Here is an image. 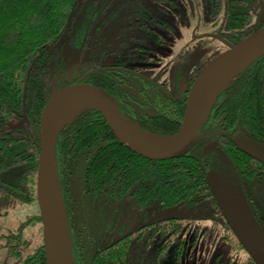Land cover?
I'll use <instances>...</instances> for the list:
<instances>
[{"label":"trees","instance_id":"1","mask_svg":"<svg viewBox=\"0 0 264 264\" xmlns=\"http://www.w3.org/2000/svg\"><path fill=\"white\" fill-rule=\"evenodd\" d=\"M96 2L0 0V202L3 207L12 201L38 204L41 114L57 89L79 82L76 75L83 74L80 67V72L70 79L65 71L64 47L67 41H72V35L80 41L87 28L95 25ZM261 11H264V0H210L208 14L214 23L220 20L230 31L228 37L238 35L234 40L236 44L256 28L264 27V20L258 19L257 23ZM83 13L86 21L80 25ZM88 22H91L89 26ZM143 48L144 44L137 45L128 49V53L138 56ZM156 53L153 48L152 56ZM149 55L151 53L143 54L142 64L154 61ZM96 62L93 57L86 61L85 68L90 72L83 74L82 81L106 89L116 99L126 119H136L144 130L158 135H172L179 130L185 112L184 99L170 100L157 88L143 85L137 77L131 85L134 74L130 72H123L126 79L117 85V91L111 81L100 77ZM150 105L154 113L151 116L146 112ZM200 131L205 137H216L218 131L224 132L219 140L225 154L212 150L203 152L195 146V140L190 151L181 157L146 159L123 144L102 113L92 107L82 110L57 133L58 169L69 215V205L72 204L74 214H80V200L83 202L88 196L97 203L113 204L120 200L122 204L148 206L162 210L164 215L189 212V218H154L149 224V243L145 244L140 238L133 243L128 237L114 246L120 251L109 252L111 258L103 260L102 264H116V255L124 264L129 261V248L145 245L153 251L156 249L151 264H165L166 257L173 253L164 249L177 246L176 237L172 238L175 232L210 230L211 227L202 226L201 221H217L211 212V206L216 203L209 179L211 171L221 179L224 176L237 180L239 175H233H243L251 186L257 179L255 185L264 187V172L261 181L258 179L261 174L256 170L259 164L264 171V164L239 150L227 136L264 150V54L236 75L220 93ZM232 194L246 201L245 192ZM259 196L256 204H252V212L264 231V193ZM75 220L81 229L83 222L86 225L84 218ZM29 221L39 222L43 229L39 209ZM22 234L23 226L4 236L3 245L8 254L19 259L18 264H46L43 242L24 252L28 240ZM231 264L256 263L248 254L246 261Z\"/></svg>","mask_w":264,"mask_h":264},{"label":"flooded vegetation","instance_id":"2","mask_svg":"<svg viewBox=\"0 0 264 264\" xmlns=\"http://www.w3.org/2000/svg\"><path fill=\"white\" fill-rule=\"evenodd\" d=\"M116 1L117 0L97 1L95 9L97 14L96 24L92 28L90 27V29L87 28L88 31L85 33L84 37H81L80 41L79 37L75 38V36L72 35L70 37L72 41H67V43H65V71L68 76L70 79H73L80 67H83L82 72L84 75L90 72V70L85 68V63L93 57V61L95 59L97 60V69L100 72V77L105 81H111L113 89L117 90V85H119L122 80L125 81L126 76L123 72H130L134 74L131 78V81H133L131 85H134L135 81L133 79L137 77L143 85L149 88H157L160 93L170 98V100L176 101L178 98L184 99L186 109L188 92L202 68L199 67L197 71H194L195 74L191 77L187 89L185 91L180 90L178 94L173 93L171 88L173 85L169 86L168 82L162 79V76L170 69V67H173L175 71H177V69L181 71L183 66L189 61L192 51L191 48L182 47L178 50L176 55L169 59L168 53L171 49L169 48L168 38H170L173 33L171 25L167 21V15L169 14V6L174 4V2L171 0V2L167 1L163 4V2H154L152 0V5H148V3L144 2V0H127V2L119 8L115 7L110 9V6L115 4ZM127 5H131V9H124L123 6ZM121 11L125 12L121 13ZM263 12L264 11H261L259 15ZM120 16L124 22L120 26L118 33L115 34L114 38H111L110 41L101 38L99 34L102 26L105 23H109L110 20H115ZM258 19L259 18H257V23ZM259 20L261 21V19ZM85 21L86 14L83 13V17L80 18V25L84 24ZM90 23L91 22H88L87 26H89ZM220 35L222 36L221 40L226 45V48L234 45V40L236 39V36H238L237 34H233L230 38L228 37V34ZM195 36L197 37L198 35L195 34ZM159 42H161V44H159ZM143 44L145 45V48L138 51V56L128 53V49L135 48L137 45ZM153 48L157 51V53L152 56ZM94 52H97L95 56L93 55ZM146 53H151V56L149 55L148 58L152 57L151 59L154 61L151 60L142 64L143 54ZM159 67H162L164 73L162 72V69L161 72H159ZM83 74L80 75L77 73L76 76H78L77 80H79V82H85L82 81L84 76ZM121 100L124 103V100ZM151 106L152 105L146 108V112L150 116L154 114ZM130 121L138 127H141L138 120L132 119ZM199 133L200 136L196 139L195 146L199 147L201 151L210 152L211 150H205L204 148L210 142L215 140L218 141L217 147L220 149L223 148L220 145L221 142L219 139L223 136L224 132L218 131L216 137H205L201 131ZM227 136L230 139L233 138L232 136ZM211 152L218 151L215 148L212 149ZM256 170L258 171V175L264 172L263 167L259 164H256ZM237 175H239L237 180L233 177L228 178L223 176V179L226 182L225 185L231 193L241 192L244 194L245 192V198L247 197L246 201L252 211V204H256L257 199L260 197L259 195L264 193V187L262 186L261 188L255 185L257 179L252 181L253 185L251 186L243 179V175L236 174L233 176ZM262 176L263 175L261 174L258 179L260 177L262 178ZM261 178L260 180L262 181L263 179ZM243 185L244 189L242 188ZM2 203L3 202H0V207L2 206ZM69 207L71 212L70 215L68 212V206L67 212L73 235L72 253L76 264H96L99 260H101L100 263L102 264L103 260L111 258V253L109 252L113 251V253H117L120 251L118 247L114 246L128 237L133 239V243H136L139 238L140 240H144L145 244L149 243V238L151 236V226L149 224L154 218H189L188 211L178 214L173 212L172 215H164L162 210H155L148 206L142 207L133 203L122 204V201L120 200L113 204H109L106 201L97 203L93 197L89 196L86 197L83 202L80 200V214H74L72 204H70ZM211 212L214 213L216 218H220L222 225L224 226V230L219 232L221 238L228 244L233 243L232 239L235 238L238 242L239 252L237 248L234 249L232 246L230 249L231 253H227L226 256H223L222 253H217L210 258L209 262L207 261V257L205 260L200 261V259L196 256V252H194L196 244L204 236H206V234H210L216 230L210 229L208 231L202 230L199 232L191 230L180 231L175 232L172 235V238L176 237L175 242L177 246L166 247L164 249V251L173 253V256L166 257L167 260L165 264H197L198 261H200V263L207 261L208 264H231L232 261L233 263H238L247 260V256L244 258L240 253L244 252V250L247 254L249 253L242 246L226 222L217 205V202L214 206H211ZM254 213L255 212H253V214ZM75 218H84L86 225H84L83 222V228L81 229L78 227ZM225 224H227L228 227H226ZM207 225L208 224H202L204 227ZM132 228L136 229L130 235L118 240ZM166 237L168 238L169 235L167 234ZM116 240L118 241L115 242ZM155 250L153 251L147 245L129 248L128 251L130 252V255L127 257L129 261L124 264H151ZM115 260L116 264H121L118 255L115 256Z\"/></svg>","mask_w":264,"mask_h":264},{"label":"water","instance_id":"3","mask_svg":"<svg viewBox=\"0 0 264 264\" xmlns=\"http://www.w3.org/2000/svg\"><path fill=\"white\" fill-rule=\"evenodd\" d=\"M206 35L222 39L220 34L210 33ZM250 53H255L254 57L228 79L222 89L215 95L207 116L202 119L200 103L210 86L229 65ZM263 54L264 27H258L207 63L188 92L186 109L179 130L172 135L149 133L155 137L163 138L158 145L145 143L132 132L130 120L122 115L116 99L104 88L88 82H77L57 89L49 97L43 108L39 128L40 156L37 173V202L43 225L46 264H74L72 254L73 235L56 154V136L62 127L57 130H54L53 127V118L58 109L69 101H82L86 105L83 110L87 107L99 110L114 135L132 151L153 160L181 157L190 151L194 141L200 136L198 130L207 120L220 93L236 75L244 71ZM231 139L239 150L264 163L263 149L243 142L242 139L237 137ZM217 144L218 141L215 140L210 142L204 149L212 150L216 148L217 151L225 154L222 149L217 147ZM209 179L211 181V191L226 222L254 262L264 264V231L248 203L240 195L230 193L223 179L217 173L209 172ZM172 214L173 212L170 213V215ZM135 229L132 228L118 240L130 235ZM57 239L62 241L63 258L58 254Z\"/></svg>","mask_w":264,"mask_h":264},{"label":"rangeland","instance_id":"4","mask_svg":"<svg viewBox=\"0 0 264 264\" xmlns=\"http://www.w3.org/2000/svg\"><path fill=\"white\" fill-rule=\"evenodd\" d=\"M100 2V0H97ZM174 4L169 6V14L167 15V21L171 25L173 35L168 38L169 48L171 49L169 59L176 55L178 50L182 47L191 48V54L189 61L183 66L182 70L175 71L173 67L162 76V79L168 82V85H173V93L178 94L179 91H185L189 85L191 77L195 74L194 71L202 68L209 63L214 57L221 52L225 51L226 45L221 39L210 37L206 34L216 32L219 34H229L226 28L222 26L221 21L214 23V20L209 16L210 0H172ZM127 0H117L115 4L110 6L112 8H119ZM148 5H152V0H144ZM121 3V4H120ZM124 9H131V5L123 6ZM125 11H121L124 13ZM256 18V17H255ZM257 18L264 20V12ZM122 17L110 20L109 23H105L99 36L104 40H111L115 34L118 33L120 26L123 24ZM255 20V19H254ZM96 24V23H95ZM215 33V34H216ZM198 35L197 37L195 36ZM205 35V36H204ZM161 72L162 67H159ZM164 73V70L162 69ZM84 108V107H83ZM83 108L78 112L80 113ZM131 125H135L132 121H129ZM137 126V125H135ZM141 128V127H140ZM144 132L152 133L149 130ZM140 129V130H141ZM38 204L35 202H29L22 204L20 202L12 201L6 204L4 207H0V264H18L19 259L11 257L7 248L3 245L4 236L10 231H16L23 226V238L28 240L26 246H24V252L31 250L37 243L43 242V229L40 228L39 222H28V218L38 213ZM219 214V212L217 211ZM213 214V217L216 216ZM30 215V216H29ZM216 223L208 220L201 221L202 224L210 225L211 229L216 230L210 234H206L195 246L194 252L200 261L205 260L209 262L210 258L217 253H222L226 256L227 253H231L230 249L238 250L239 246L237 240L234 238L233 243L228 244L219 235L224 226L220 218H216ZM233 238V237H232ZM241 248V247H240ZM245 258L248 254L245 252L240 253ZM197 264H208L207 261H203Z\"/></svg>","mask_w":264,"mask_h":264},{"label":"bare ground","instance_id":"5","mask_svg":"<svg viewBox=\"0 0 264 264\" xmlns=\"http://www.w3.org/2000/svg\"><path fill=\"white\" fill-rule=\"evenodd\" d=\"M255 53L247 54L231 65H229L214 81L210 86L209 90L206 92L200 103L201 118H205L210 110L212 101L215 95L222 89L226 84L228 79L235 74L238 70L242 69L253 57ZM86 106L82 101H69L63 105L54 115L53 127L57 130L67 124L71 119H73L78 112ZM132 132L143 142L150 145H158L161 143L163 138L155 137L152 134L144 132L140 127L131 125ZM141 129V130H140ZM58 254L61 258L64 256L62 241L60 239L56 240Z\"/></svg>","mask_w":264,"mask_h":264}]
</instances>
